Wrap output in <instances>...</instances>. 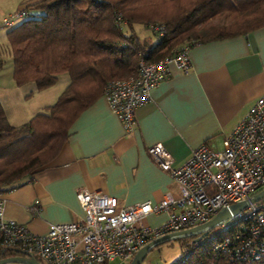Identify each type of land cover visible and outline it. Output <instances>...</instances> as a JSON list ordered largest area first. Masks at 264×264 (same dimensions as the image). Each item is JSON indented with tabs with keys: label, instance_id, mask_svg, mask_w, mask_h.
I'll return each instance as SVG.
<instances>
[{
	"label": "crops",
	"instance_id": "obj_1",
	"mask_svg": "<svg viewBox=\"0 0 264 264\" xmlns=\"http://www.w3.org/2000/svg\"><path fill=\"white\" fill-rule=\"evenodd\" d=\"M17 1L0 0V19L14 11ZM3 46L0 41V57ZM188 54L189 68L182 71L169 64L167 76L151 89L150 100L135 108L129 131L102 94L79 112L57 155L22 177L19 186L0 192L6 216L43 234L51 223L82 217L78 187L114 195L124 204L177 195L175 181L148 154V146L161 143L175 165L204 140L221 146V139L264 91V26L194 43ZM53 85L40 90L33 82L16 85L11 68L3 70L0 58V103L10 124L25 123L52 104L60 94ZM166 216L150 214L145 221L156 225Z\"/></svg>",
	"mask_w": 264,
	"mask_h": 264
},
{
	"label": "trees",
	"instance_id": "obj_2",
	"mask_svg": "<svg viewBox=\"0 0 264 264\" xmlns=\"http://www.w3.org/2000/svg\"><path fill=\"white\" fill-rule=\"evenodd\" d=\"M23 9L26 16L5 31L14 83L33 82L40 90L63 72L68 82L52 104L20 125L7 121L0 103V192L19 186L22 177L53 159L79 112L102 94L109 79L135 72L144 52L157 59L184 44L264 26V0H25ZM224 12L233 19L210 21ZM150 23H162L164 32L145 46L135 26L151 30ZM225 232L191 237L172 264H264L215 255L212 245ZM16 253L3 248L0 258Z\"/></svg>",
	"mask_w": 264,
	"mask_h": 264
},
{
	"label": "built area",
	"instance_id": "obj_3",
	"mask_svg": "<svg viewBox=\"0 0 264 264\" xmlns=\"http://www.w3.org/2000/svg\"><path fill=\"white\" fill-rule=\"evenodd\" d=\"M26 14L23 8L10 12L0 19V30L12 27ZM149 28L158 35L164 32L162 23H150ZM189 47L181 45L157 59L145 58L144 52L135 72L104 84L102 96L124 130L132 128L135 108L150 100L151 89L167 76L170 63L182 71L189 68ZM147 152L169 172L178 187L177 195L166 193L157 202L124 204L114 195L78 187L75 196L82 217L51 223L43 234L7 217L0 197V249H14L43 264H111L116 257L129 261L149 240L203 223L222 206L248 199L264 188V91L221 139L220 147L210 139L204 140L179 165L159 142L148 146ZM161 212H166L165 220L156 225L146 223L148 215ZM225 230L212 245L215 255L264 260V196L249 202L205 235L211 237Z\"/></svg>",
	"mask_w": 264,
	"mask_h": 264
},
{
	"label": "rangeland",
	"instance_id": "obj_4",
	"mask_svg": "<svg viewBox=\"0 0 264 264\" xmlns=\"http://www.w3.org/2000/svg\"><path fill=\"white\" fill-rule=\"evenodd\" d=\"M18 0L16 3H13L12 6L14 10H19L20 7H23L25 4V0ZM16 5V6H15ZM22 18L16 19V21H20ZM233 19V15L227 12L219 13L210 19L211 22H222L226 23ZM136 31L140 38V41L145 46H151L158 40L157 33L154 34L149 29H143L140 25H136ZM6 29L0 30L2 43L4 44L2 54H1V68L3 70H8L11 68V53L10 49L6 40L5 36ZM68 76L65 72L60 73L58 75L57 81L54 83L52 88H59V92H61L64 87L65 83L68 82ZM217 146L219 147L220 144L218 143ZM150 222V221H149ZM192 241L191 237H183V238H176L166 242H163L155 247H153L143 258L140 264H172L173 262L177 261L183 253V247L189 244ZM128 260L120 259L118 257L114 258L110 261L111 264H127ZM4 264H24L21 262H6Z\"/></svg>",
	"mask_w": 264,
	"mask_h": 264
},
{
	"label": "water",
	"instance_id": "obj_5",
	"mask_svg": "<svg viewBox=\"0 0 264 264\" xmlns=\"http://www.w3.org/2000/svg\"><path fill=\"white\" fill-rule=\"evenodd\" d=\"M264 196V188L260 189L259 191L255 192L252 196L244 201L235 202L233 204L222 206L209 220L200 223L198 225L176 230L172 232H167L157 236L145 244H143L132 256V258L127 262V264H140L146 254L155 246L172 240L176 238H183V237H194L193 240L197 241L202 236L206 234V232L213 227L219 225L224 220L228 219L232 214L236 213L238 210L246 206L249 202H253L258 200L259 198ZM15 252H17L15 250ZM21 262L24 264H43L34 256L26 255L20 252H17L13 255H8L5 257L0 258V264H4L6 262Z\"/></svg>",
	"mask_w": 264,
	"mask_h": 264
}]
</instances>
